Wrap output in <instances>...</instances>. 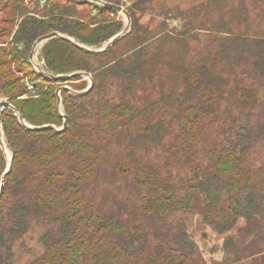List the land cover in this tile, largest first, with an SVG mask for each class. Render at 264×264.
Wrapping results in <instances>:
<instances>
[{"label":"trees","instance_id":"obj_1","mask_svg":"<svg viewBox=\"0 0 264 264\" xmlns=\"http://www.w3.org/2000/svg\"><path fill=\"white\" fill-rule=\"evenodd\" d=\"M67 1L70 10L79 5ZM74 11L20 23L12 59L20 74L13 82L12 71L1 74L10 105L0 129V264L22 254L31 258L20 264H208L187 214L226 235L212 249L222 251V263L264 264V170L248 159L254 129L225 115L230 96L238 95L234 105L242 110L264 103L255 87L230 89L228 76L254 58L264 77V38L226 36L190 58L191 45L181 39L199 28L179 37L168 26L143 29L128 11L131 30L107 48L123 21L86 22ZM106 13L116 12L99 8ZM224 15L217 21L226 26ZM31 76L38 81L32 89L19 87ZM58 76L76 81L74 90L61 89L59 104ZM156 90L161 96L153 99ZM214 124L220 145L208 142ZM44 126L52 128H27ZM3 143L12 169L2 180ZM142 149L169 169L146 162Z\"/></svg>","mask_w":264,"mask_h":264},{"label":"rangeland","instance_id":"obj_2","mask_svg":"<svg viewBox=\"0 0 264 264\" xmlns=\"http://www.w3.org/2000/svg\"><path fill=\"white\" fill-rule=\"evenodd\" d=\"M75 1L79 5L70 10L72 7L66 0H0V48H3L0 50V85L4 82L1 79V74L4 71L13 72L7 77V80L10 82H13L15 77L20 74L17 70L21 64L19 62L13 63L12 61L14 57L13 49L16 46L14 45V41L18 36L16 31L20 23L28 22L27 20L30 18H45L50 20L54 19L55 15H66L69 18L75 12L74 10H76L75 14H78V18H84L86 22L122 20L124 28L120 34L128 33L132 28V19L130 21L128 11H131L133 14V20L137 26L143 29L159 31L168 26L167 32L172 31L175 36L179 37L182 31H188L190 28L192 30L199 28L200 33H197L194 37L180 40L182 43L188 42L191 45V50L189 51L190 58L193 56L197 57L200 53L204 56L206 49H212L214 46H217L226 36H236L243 33L242 35H246L248 38H264V2L255 3L253 0H110L113 4L121 6L123 11L106 13L101 16L99 8L105 7V3L108 2L107 0ZM55 4L59 5L54 6ZM214 5L220 6L215 12L213 10ZM222 5L233 7V12L225 13ZM226 10H230V8H226ZM222 14H225L224 22L226 26H223V22L217 21ZM83 15H88V17H83ZM11 42L13 44L9 45ZM174 42L177 43L178 41ZM178 46L183 47L181 45ZM4 50L10 52V54L2 56ZM253 60L254 58H251L246 64L241 63L237 65L234 72L230 73L228 71V76H230L229 87L232 89L237 86L242 92L243 90H251L252 92V89L255 87L254 93H256V99L264 102V77L261 76L259 71L256 72V65L255 62L253 63ZM255 75L259 78L257 79ZM87 77L88 75H84L82 80L86 86L87 84L89 85V81L86 80ZM37 82L35 76L27 77L22 80L19 87L28 85L32 89L33 85ZM73 82L76 81H71V78H69L68 81L62 83V87L68 89L71 87L74 90L72 87ZM152 95L153 99H158L159 95L161 96L159 90H156ZM237 96H230L225 115L229 118L237 117V124H246L249 128L251 126L254 129L253 139L255 143L249 148L248 159L255 170H264V103H258L255 108L242 110L234 105V100ZM7 99L8 95L0 90V103L7 101ZM225 105L226 102L222 101V107H225ZM247 111L252 112V114L248 116ZM170 128L176 131L178 128L177 123H173ZM217 128V124L210 126L208 142L220 145L221 137L216 136L220 134L217 132ZM246 131H248L247 128ZM170 136L171 134L168 133V137ZM2 147L6 157V166L9 169L12 155L4 143ZM121 148H128V146L123 143ZM145 152L142 149L141 156L142 158L145 157L146 162L152 161L158 163L159 166L157 168L162 173H165L169 169L160 162L154 161L153 156ZM4 167L5 163H2L0 171ZM4 174L6 172L2 173V180L5 177ZM101 188L99 187L95 193L96 198L98 195H101ZM109 188L114 190L113 187ZM187 216L189 231L203 251V256L208 264H214V262L218 264V262H221L222 258H224L222 251L220 249H212L215 245L221 244L226 235H218L209 226L201 225L199 223V215L197 214H187ZM28 242V245L31 246L36 244L35 241L28 240ZM20 252L22 253V249ZM22 255L23 257L18 261L19 263L17 262L18 264L25 263L31 258L30 256H26V254ZM221 264L224 263L221 262Z\"/></svg>","mask_w":264,"mask_h":264},{"label":"water","instance_id":"obj_3","mask_svg":"<svg viewBox=\"0 0 264 264\" xmlns=\"http://www.w3.org/2000/svg\"><path fill=\"white\" fill-rule=\"evenodd\" d=\"M105 6L108 7V8H110V9H113V10H115V11H119V12L123 11V8H122L121 6H119V5H117V4L106 3ZM57 35H58V34H57L56 32H53V33H50V34H47V35L41 36V37L38 39L37 43H39V42H41V41H43V40H45V39H49V38L55 37V36H57ZM122 36H123V34H119V35L115 36V37H114V38L108 43L107 48H110L111 46H113V45H114L119 39H121ZM35 46H36V44H35ZM54 79L57 80V81L60 80V81H62V82H66V81H68L69 77H68V76H58V77H54ZM91 87H92V86H91ZM65 88H66V87L59 88L58 91H57L58 104L60 103V91H61V89H65ZM9 105H10V104H9L7 101H3V102L0 103V108H1V111H0V123H1V116H2V108L7 107V106H9ZM64 119H65L64 127H66V126L68 125V117L65 116ZM49 127L52 128V126H44V127H27V128H29V129H35V130H39V129H46V128H49ZM11 169H12V159H11V162H10L9 169H8V171L6 172L5 176L11 171ZM3 189H4V186H3V183H2L1 188H0V197H1L2 193H3ZM16 264H18V263H16Z\"/></svg>","mask_w":264,"mask_h":264}]
</instances>
